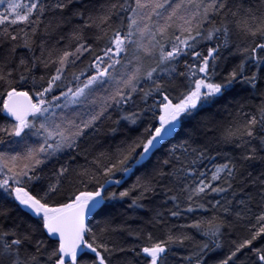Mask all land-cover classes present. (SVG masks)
<instances>
[{
  "label": "snow or ice",
  "instance_id": "snow-or-ice-1",
  "mask_svg": "<svg viewBox=\"0 0 264 264\" xmlns=\"http://www.w3.org/2000/svg\"><path fill=\"white\" fill-rule=\"evenodd\" d=\"M186 244L182 264H264V0H0V264Z\"/></svg>",
  "mask_w": 264,
  "mask_h": 264
},
{
  "label": "trees",
  "instance_id": "trees-1",
  "mask_svg": "<svg viewBox=\"0 0 264 264\" xmlns=\"http://www.w3.org/2000/svg\"><path fill=\"white\" fill-rule=\"evenodd\" d=\"M204 51H206V49H204ZM224 56H227L228 59L226 61H224L223 66L224 67H230L231 64L234 62V58L228 56L227 52L224 53ZM181 67H183V62H181ZM237 90L239 91V86H237ZM217 107H220V106H217ZM213 111H215V109ZM218 119H222L224 121H227L229 119L228 113L226 111H224L222 108L220 110V114L218 116ZM125 134L133 136V135L138 134V132H136V131L129 132L128 129L121 128V131L117 134V136L115 137V140L118 142L119 139H122ZM100 139L103 141L112 142V138L110 136V133H108L107 128L104 129ZM210 155L215 156L216 153L212 152V153H210ZM215 162H220V161H219V159H217V161H215ZM212 165H213V161L208 159V160L204 161L203 168L205 170H207L209 168H212ZM139 174L140 173L138 172L137 175H139ZM135 179H136L135 176L129 178L127 180V183L123 185V188L130 187L132 185V183L135 182ZM123 188L117 189V191L123 190ZM163 199H164V197L162 195L158 196L156 198L155 205L156 206L160 205L162 203ZM167 207H171V204H169ZM126 208H127L126 204H124L122 207L120 205H117L116 212L122 213V212H124V209H126ZM159 210L166 211L163 208H160ZM128 215L131 216L133 214L128 213ZM210 215H211V213H205L203 210H197V212H195L194 214H186L187 219H185L184 217L172 218V217L168 216L167 217L168 226L170 227L173 224L180 225V224L190 223L193 218H200L201 216H210ZM135 216H136L135 220H129V224L133 228L145 226L147 221L151 218V213L145 214L144 210H138L137 213H135ZM151 230L154 232V235H156L158 237H162L164 235V232L159 227H157L155 229H151ZM197 239H199V237H197ZM131 242H132V240H131V238H129L128 243H131ZM189 251H190V246L187 244L183 247H180V246L174 247L173 251L169 254V264H182L181 258L184 256H187L189 254ZM129 258H131V255L129 256Z\"/></svg>",
  "mask_w": 264,
  "mask_h": 264
},
{
  "label": "rangeland",
  "instance_id": "rangeland-1",
  "mask_svg": "<svg viewBox=\"0 0 264 264\" xmlns=\"http://www.w3.org/2000/svg\"><path fill=\"white\" fill-rule=\"evenodd\" d=\"M209 169H211V168H209Z\"/></svg>",
  "mask_w": 264,
  "mask_h": 264
}]
</instances>
